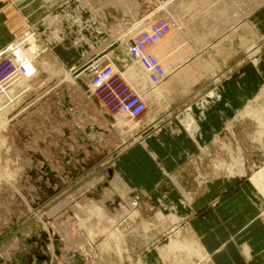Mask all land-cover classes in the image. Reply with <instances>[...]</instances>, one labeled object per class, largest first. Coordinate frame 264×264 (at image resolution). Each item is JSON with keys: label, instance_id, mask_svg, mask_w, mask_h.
I'll use <instances>...</instances> for the list:
<instances>
[{"label": "rangeland", "instance_id": "374dc122", "mask_svg": "<svg viewBox=\"0 0 264 264\" xmlns=\"http://www.w3.org/2000/svg\"><path fill=\"white\" fill-rule=\"evenodd\" d=\"M48 1L0 0V44L2 31L9 32L6 39L9 44L0 50V235L8 234L7 247L14 246L17 235H24L21 249L11 255V264H18V261L22 264H69L66 251L71 246L86 259V264H219L206 246L207 235L199 232L204 230L195 227L190 220L196 191L188 188L206 187L208 181V194L201 191L200 197L209 195L211 199L203 209L213 213L217 225L228 235L237 236L232 244L237 245L243 264H260L259 260L264 258V254L257 255L264 251V78L261 70L264 38L262 42L254 41L248 16L264 6V0H175L176 3L161 0L153 14L165 13L173 30L152 49L165 74L157 83L150 79L141 60L126 54L128 39L123 40V45L115 39L112 47L101 56H113L115 71L132 91L141 93L147 104L149 102V107L147 105L136 118L117 112L115 107L114 111L110 108L112 103L108 101L114 93L106 94V90V96L104 93L98 95L90 87L91 75L86 74L87 69L101 57L95 55L90 62L76 64L68 61V56L71 59L87 57L100 43L108 41V35L98 23V12L104 6L119 2L122 7H129L135 1L75 0L39 25L29 27L22 16L28 4L34 6L33 13L38 15L40 9L45 10L42 3ZM169 3H173L172 7L176 4L179 9L170 10ZM228 16L230 24L225 19ZM3 18L5 27L2 26ZM108 19L113 21L114 15H108ZM260 20L264 23V15ZM140 21L129 28L126 35L148 24L145 21L141 25ZM241 47H246V51L224 70L223 62ZM54 51L66 62L61 59L60 62ZM15 62L25 66L22 75ZM249 64L254 67L251 69L255 78L252 95H247L248 100L239 111L231 110L229 102L237 106L240 102L233 88L231 91L228 84L225 87V82L232 78L228 83L234 89L243 96L249 93V80L252 79L246 68ZM209 74L211 78L206 87L210 90L201 96L205 98L191 107L189 98L183 100L180 104L183 110L177 116L179 123L174 120L169 123L172 133L187 132L200 149L191 162L194 186L189 184L192 183L190 176L186 188L177 175L171 174L174 185L167 183L158 187L153 196L134 194L123 176L114 171V177L109 179L108 174L105 181L106 189L114 187L120 192L112 194L113 198L106 202L101 200L106 192L99 198H92L88 193L98 192L97 188L86 193L84 189L87 188L83 186L79 195L83 194L73 202L72 208L62 206L69 200H66L67 190L71 185L67 186L63 179L60 182L58 172L52 170L58 161L64 165L65 172H69V177L78 182L99 172L100 165L110 164L131 143L142 142L146 147L145 131L151 127L159 135L163 125L155 120L159 121L167 112L170 114L179 96L193 98L194 94H199L205 86L202 79ZM79 81L86 85L84 99L89 98L93 106L100 104V109H104L110 119L119 113L131 120L130 123L119 128L104 116L102 126L106 128L98 132V141L93 135L99 129L90 126L94 129L88 137L90 142L80 144L74 116L69 118L73 111L65 105L66 96L72 105V100L76 102ZM223 92L225 98L218 101ZM84 104L88 106L89 101ZM3 120L7 121L1 126ZM147 124L152 125L146 127ZM73 133L76 138L69 139ZM85 150L89 152L86 160L81 158L82 164L73 166V157H69L85 153ZM174 187L177 192L169 194ZM125 189L132 193L125 196L122 193ZM228 193L233 194L228 199L229 206L220 209V199ZM95 195L98 197L97 193ZM241 201L244 208L239 206ZM98 204L104 209L103 214L97 216L93 210ZM246 212L249 213L242 229L239 218ZM93 218L99 220L98 228L92 226ZM235 221L237 224H232ZM36 225L41 226L37 234ZM246 229L254 234L255 240L250 237L243 241L259 242L260 249L250 254L246 245L247 255L243 250L245 242L240 243L238 237ZM65 232L71 236L68 243L63 238ZM88 256L92 261L87 260Z\"/></svg>", "mask_w": 264, "mask_h": 264}, {"label": "crops", "instance_id": "0c3cea01", "mask_svg": "<svg viewBox=\"0 0 264 264\" xmlns=\"http://www.w3.org/2000/svg\"><path fill=\"white\" fill-rule=\"evenodd\" d=\"M134 1H135V4L129 7H122V5L119 2L115 4L111 3V4L104 6V8L101 9L100 12H98V23L104 28L105 35L106 36L108 35L107 36L108 41H104L102 44L100 43L99 48L95 51H92L87 57L71 59L68 56V61L71 62V64L84 63L88 61L90 62L92 58L96 55L97 57L98 56L101 57V58L99 57L98 58L104 64H114L113 56L110 57L109 55H104L102 57L101 54L112 47L111 43L115 39L117 41L118 40L121 41L122 45H123L124 39H128V40L131 39V37L135 33L133 35L131 33L129 36L126 35L127 33H129L128 29L132 28L133 26L135 27L137 23L140 21L138 19L142 20L144 16L146 17L152 16V14L156 12V10H154L155 7L161 4V0H134ZM73 2H75V0H49L48 2L42 3L41 7L45 6V10L43 9L42 11L40 9L38 11V15H35V12L33 13L34 6H32L31 4H28L29 6H27L28 7L27 10L25 13L23 12L24 14L22 16L25 19L26 24L29 27H34L36 25H39L41 22L47 20L48 17L60 11L63 7H68ZM2 10L5 12L4 9ZM4 12L2 13L3 15H4ZM108 15H114V20L110 21L108 19ZM251 15L248 16L249 21H250L249 23L252 27V29L250 30L251 34L254 35L255 37L254 41L262 42L264 38V23L260 19L264 15V6L262 5L259 6L256 10L251 12ZM150 19H152V17L147 19V22L148 20L150 21ZM133 21H135V23H133L132 25ZM2 26L5 27L4 18L2 19ZM1 35H2L3 41L0 44V50L9 44V41L6 43V39H8L9 32H4L3 30ZM244 51H246V47L244 48L241 47L237 50L236 53L228 57L226 61L223 62V66H222L223 69L225 70L226 68H229L232 62H234V60H236V58H238ZM54 52L57 53L59 61L61 59V61L66 62L65 60H63L62 57H60L57 51H54ZM261 65H262L261 66L262 76L264 78V60L261 63ZM74 66L75 65H73L72 67ZM246 68L248 69L249 76H251L252 78L251 81L249 80V84H250L249 93H246L243 96L241 95L239 90L237 91L236 89H234V87H232V84L228 83L230 82V79L232 78H230L228 81L225 82V87H226V84H228L231 91L233 88L234 91L232 92L236 95L237 97L236 99L240 102L239 106L233 104V101L232 103L229 102L228 108L231 110L239 111V109H241L242 106H244L245 102L248 100L247 95H252L251 87H252L253 80L255 78H254V72L251 69H254V67L251 64H249L248 66H246ZM210 78L211 77L209 74L207 77L202 79L205 86L201 88L199 94L197 93L194 94L192 96L193 98L185 97L183 95L179 96L177 103L173 104L172 106L173 109H171V113L168 114L167 112L165 115H163L162 118H160L159 121L157 119L155 120L157 121V123L159 122L160 126L163 125L162 126L163 131L159 135L156 134L154 129H151V127L150 129H148V131H145V134H147V136L144 137L145 142L147 143L146 147L144 146V143L142 142L131 143L129 146L125 147L122 151H120L118 155L115 156V158L112 159V162L108 164L109 168L107 167L108 166L107 164L100 165V167L102 168L99 169V172L95 171L94 173L86 177L84 180L75 182V180L71 179L69 177L70 175L67 174L69 172L68 171L67 173L65 172L64 165H62V163L58 161L57 166H54L52 170L58 172L56 175L60 182L63 179V181L66 180L67 186L71 185V187H69V189L67 190V194H69V196H67L66 200L68 199L69 200L67 203H63L62 206L72 208L73 202L76 199L78 200L80 196L83 194L82 193L81 195H79V190L83 186L87 188V189H84L86 193L88 191H91V189L93 188L94 189L97 188L96 190H98V192L88 193L90 197L95 198V199L103 196L104 193L106 192L104 199H101V200H104L105 202L108 201V199L112 197V194L114 195V194L120 193L114 187L112 188V190L106 189L107 183L105 181L107 179V175L109 174V179L113 178L114 171L119 172L123 176V178L133 188L134 194H141V195L152 194V196L155 195L156 194L155 190L158 187H162L164 184H167V183L172 184V180L170 178L171 174L177 175L180 178L182 184L186 186V188H188L187 187L188 183L186 180L190 176L191 177L190 181H192V183H189V184H191V186L192 185L194 186L195 180L193 181L192 176H191L192 175L191 173L194 171L192 170L191 162L193 158L196 157V155H198V153L200 152V149L198 148L197 143L194 141V139L190 135H188L187 132L178 133V134L172 133L173 131H172L171 126L169 127V123L172 120H174V122L179 123L177 116H178V113H180L183 110L180 106L183 100H185L186 98H189V102L192 103L189 107H191L200 98H205V96L203 97L201 96L204 94L206 95L208 94L206 92L210 90V88H207L206 84L209 83L208 80H210ZM238 84L240 85L239 82ZM79 85H80V89L76 92L78 98L76 97L75 99L76 102H73V100L71 101L73 103V109L71 110L73 111V114H74L73 121L76 123L77 126L82 128L81 132L85 131L84 128H88L90 126H95V125H97L100 128L101 127L106 128L102 126L103 117L104 116L108 117L106 115V111L104 109H100L99 107L100 104L93 106V104L90 102L91 100L88 97H87L88 100L84 99L86 95L85 94V90H86L85 82L79 81ZM83 87H85V89ZM242 87L243 85L241 84V88ZM243 90L247 92L245 88ZM224 98L225 96L223 92V94L221 95V98L218 99V101L219 100L223 101ZM85 101H89V105L86 107L84 106ZM215 104H212V106ZM186 105H188V103ZM148 107H149V102H148ZM189 107L186 109H189ZM75 110L77 112H81V114L79 113V115L78 114L75 115L74 113ZM82 112H85V113H82ZM148 118H147V121H148ZM203 120L205 119H202V121ZM151 125L152 124H147L146 127L151 126ZM68 132H69L68 134H71V131H68ZM75 133L77 134V136L80 135L79 132H77L76 130H75ZM212 136L213 135H211V138ZM88 137H91V136L88 135ZM75 138L76 136L73 133V135H71V138L69 139H75ZM79 155L70 156V157L68 156L70 159L73 157L71 161L74 163L73 166L77 164L79 165L82 164L81 162L83 159L81 158H84V160H86V157L89 155V152L85 150L83 157L81 156L78 157ZM57 157H59V153L57 154ZM74 158H76L77 160ZM107 169L109 170V172ZM100 184L103 186L102 188H100L101 186ZM206 185H207L206 187H203V186L199 187L200 190L198 187L188 188V189H192L196 191V199H195L196 204L194 206L195 208L193 212L190 214L191 216L190 220L193 221L195 227H197L198 229L200 228L204 230L205 233L202 230H200L199 232L203 233V235L204 234L207 235V237H205V243L207 244L206 246L208 247L210 252L214 254L216 262H218L219 264H233V263L243 264V261L241 259L240 252L238 250L237 245L232 244L236 242L237 236L233 235V233L228 235L226 230L222 226L217 225L218 222L216 218L214 217L213 213L208 209L207 210L203 209L205 208V206L208 204V202L211 199L210 197H208L209 195H207L205 198L200 197L201 191H203L202 194L207 193L208 191L207 189L209 188V181L207 182ZM245 187L251 192V188L249 187L248 184H245ZM109 190L111 192H109ZM157 191H160V190H157ZM175 191L177 192V190L174 187L173 191H171V193L169 194H173V192ZM96 193L98 194V197H96L95 195ZM122 193H124V195L127 196L128 194L132 192L128 189H125V191ZM71 195L72 197H70ZM232 195H233L232 193H228L227 195L222 196V198L220 199V203L222 204L220 209L225 208L226 206L228 208L229 206L228 199H230ZM79 205L80 204H78L77 206ZM111 206L113 207V205ZM239 206L244 208L242 201L240 202ZM201 209L203 210L200 213H198ZM249 212H246L245 214L242 213L240 215L239 225H240V228L242 229L247 220V214ZM92 221L93 222L95 221V223L92 222L93 223L92 226L95 228H98L100 225L99 220H96L95 218H93ZM233 223L237 224L236 221L232 222V224ZM215 225L217 226L214 227ZM80 231L82 234L83 229H81ZM252 235L254 234L252 233ZM252 235H251V231L248 233L246 229L245 233L239 234L238 236L239 242L240 241L242 243L245 242L244 249H243L245 254H246V251H245L246 245H248L250 248V254L256 253L257 251L260 250V249L258 250L259 242L248 243L247 241H243V240H248L250 237H252V240H255ZM7 237H8V234H3L2 236L0 235V264H11V255L15 254L16 249H21V245H22L21 243L23 242L24 235L23 236L17 235V237H15L16 242L14 243L13 247H9V246L7 247L5 245V241ZM63 238L68 243L70 242L71 236L65 232V234L63 235ZM231 253L233 254V256L231 255ZM260 254H262L263 256L264 251L257 252V255H260ZM259 261H260V264H264V258L263 260L260 259ZM18 264H22V262L18 261Z\"/></svg>", "mask_w": 264, "mask_h": 264}, {"label": "built area", "instance_id": "2783aa9c", "mask_svg": "<svg viewBox=\"0 0 264 264\" xmlns=\"http://www.w3.org/2000/svg\"><path fill=\"white\" fill-rule=\"evenodd\" d=\"M150 17L152 19L148 21V27L136 32L126 42L125 51L128 57L141 60L149 72L150 79L157 83L165 78V74L161 62L155 56L152 49L172 31L173 25L165 14L159 16L152 15ZM150 17L147 16V19ZM17 68L20 75H22L21 71L24 70V66L21 62L17 64ZM86 74L91 75L90 87L98 95L101 93L105 94L106 90H108L106 94L114 93V97L108 101L109 104L112 103V107L110 108L113 111L115 107L117 112L120 111L130 118H136L147 108L148 104L141 93L131 90L122 76L115 71L114 64H104L99 59L95 60L87 69ZM117 80L119 82L114 84ZM118 88L119 90L117 91Z\"/></svg>", "mask_w": 264, "mask_h": 264}, {"label": "bare ground", "instance_id": "6f19581e", "mask_svg": "<svg viewBox=\"0 0 264 264\" xmlns=\"http://www.w3.org/2000/svg\"><path fill=\"white\" fill-rule=\"evenodd\" d=\"M177 1H173V3H176ZM167 3V2H166ZM173 3H171V4H173ZM170 4V3H169ZM169 4H167V5H169ZM171 4L168 6V8H170V10L171 9H176V8H178L179 9V6H176V4H174L175 6L174 7H172L171 6ZM164 5V4H163ZM171 6V7H170ZM84 13V12H83ZM87 15V14H86ZM153 16H159V15H157V14H152ZM81 16V15H80ZM173 16V15H172ZM175 16V15H174ZM94 19V18H93ZM228 22H229V16L228 17H226L225 18ZM92 20V19H91ZM145 21L147 22V17L146 18H144V19H142L141 21H140V23H141V25H143L144 23H145ZM149 21V20H148ZM231 22H229V24H230ZM93 24V23H92ZM139 24V23H138ZM173 25V24H172ZM79 27V26H78ZM146 27H148V24L145 26H143V27H141V28H139V29H143V28H146ZM98 29V28H97ZM173 30V29H172ZM172 32V31H171ZM170 34V33H169ZM168 34V35H169ZM133 35V34H132ZM164 40V39H163ZM163 40H161L159 43H161ZM158 43V44H159ZM158 44H156V46L158 45ZM161 55V54H160ZM168 64V63H167ZM24 66V65H23ZM26 71V68H25V66H24V70H23V72H25ZM113 120L112 119H110L109 117H108V119L111 121V123L113 124V126L114 125H116V126H118L119 128H121V127H123V125H126L128 122L130 123V121L131 120H126V117L124 116V117H121V116H119V113H117V114H114L113 116ZM105 120H106V118H105ZM6 121L7 120H3V121H1L2 122V124H1V126H4L5 124H6ZM95 126H97V125H95ZM94 126V127H95ZM85 129V128H84ZM105 130H104V128H100V130H96V132L94 133V135H96L97 136V138H98V136H99V133L98 132H104ZM82 134V133H81ZM91 136V135H90ZM98 141V140H97ZM82 144H84V143H82ZM76 149H78V148H76ZM77 153H78V151H76ZM72 154H74V153H72ZM83 155H84V153H81L78 157H83ZM117 201H118V199H117ZM103 209H104V206L102 205V204H98L97 205V207H96V210H93V213H95L96 215L98 214V215H101V214H103L102 213V211H103ZM80 210V209H79ZM97 215V216H98ZM91 224H93V223H91ZM88 227V226H87ZM85 248L83 247V250H84ZM66 254H67V256H68V258H69V264H86V259L85 258H81L80 257V252L78 251V250H75V249H73V247L71 246L70 247V249L68 250V251H66ZM70 256L72 257V258H70ZM87 260L88 261H92V258L90 257V256H88L87 257Z\"/></svg>", "mask_w": 264, "mask_h": 264}, {"label": "water", "instance_id": "95a60500", "mask_svg": "<svg viewBox=\"0 0 264 264\" xmlns=\"http://www.w3.org/2000/svg\"><path fill=\"white\" fill-rule=\"evenodd\" d=\"M66 107H67V109H73V105L69 102V98H68V96H66ZM75 112H77L76 110H75ZM72 116H74V114L73 115H70L69 114V118L70 119H72ZM94 129H99L100 130V127H98V126H95L94 127ZM94 129H92V127H88V128H85V131L83 132L84 133V135H85V133L87 134V136L85 135H82L81 133V131H82V128L81 127H79V126H77V128H76V131L77 132H79V136H77V139H78V141H79V143L80 144H82V143H89L90 142V139L88 138V135H91V132H92V130H94ZM83 137V138H82ZM93 137L95 138V141H97V136L96 135H93ZM90 149L92 148L91 146H88ZM50 173H52V171H50ZM53 174V173H52ZM40 225H36L35 226V234H37L38 232H39V230H40ZM46 237V240H49V239H47V236H45ZM70 258H72L71 256H70Z\"/></svg>", "mask_w": 264, "mask_h": 264}]
</instances>
